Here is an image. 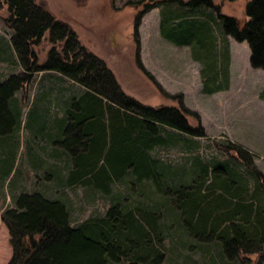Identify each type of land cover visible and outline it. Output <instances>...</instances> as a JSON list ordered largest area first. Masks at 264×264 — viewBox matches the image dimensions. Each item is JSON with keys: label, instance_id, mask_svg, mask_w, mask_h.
<instances>
[{"label": "trees", "instance_id": "16d2710c", "mask_svg": "<svg viewBox=\"0 0 264 264\" xmlns=\"http://www.w3.org/2000/svg\"><path fill=\"white\" fill-rule=\"evenodd\" d=\"M175 1L178 11L169 9L171 12L160 21V32L163 38L191 48L192 58L201 65L203 92L213 93L228 85L229 49H217L215 24L218 33L248 43L253 67L264 65V0L247 2L248 19L243 23L220 13L212 0H155V4L168 6ZM3 5L8 11L6 23L13 29L11 44L25 69L21 75L12 74L0 82V139L18 122L19 113L11 111L15 106L11 100L30 79L26 69L60 72L83 88L70 98V106H65L66 123L64 119L57 121L60 131L66 125L60 132V144L70 155L72 165L68 185H93L107 193L113 181L130 175L136 182L150 180L163 194L167 188L177 190L175 194L182 193L176 206L185 233L203 244L218 242L230 260L242 261L246 258L242 254L255 253L254 264L264 263V212L259 186L249 192L228 163H218L209 171L202 164L197 183L162 187L171 179L149 152L168 142L163 127L200 135L186 123L181 111L171 106H147L126 95L103 59L82 45L76 32L42 4L34 0H0ZM206 9L216 11L221 28L214 13ZM46 31L52 43L47 59L41 64L29 61L34 54L31 43L38 44ZM238 150L246 153L242 148ZM3 170L0 186L12 167L7 163ZM209 174L212 180L206 183ZM12 201L13 206L4 210L0 203V221L8 230L11 246V257L6 262L0 257V264L162 262L164 237L158 230L155 205L146 208L141 201L129 205L114 200L104 214L72 224L67 205L59 198L34 191L22 192Z\"/></svg>", "mask_w": 264, "mask_h": 264}, {"label": "rangeland", "instance_id": "374dc122", "mask_svg": "<svg viewBox=\"0 0 264 264\" xmlns=\"http://www.w3.org/2000/svg\"><path fill=\"white\" fill-rule=\"evenodd\" d=\"M34 1L68 24L79 42L103 59L126 95L147 106L178 108L191 129L200 134L163 127L168 142L154 146L149 152L171 179L162 187L190 186L197 183L202 164L209 171L215 164L228 163L247 184L249 192L259 186L264 212L261 184L264 185V65H251L246 41L218 33L215 22L219 28L221 23L216 11L206 9L215 15L217 49H229V79L226 89L205 93L201 65L192 58L191 48L163 38L160 32L163 16L172 7L178 11L176 1L168 6L155 4V0ZM212 1L220 13L240 23L248 19L245 10L249 0ZM137 15V34H134ZM7 17L6 6H0V82L12 74L21 75L25 69L11 44L13 29L6 23ZM51 45L46 31L38 44L31 43L34 54L29 56V61L43 63ZM26 72L30 73V79L11 100L15 105L11 111L19 113L18 122L0 139V173L7 163L12 167L8 179L0 186L2 210L13 206L14 196L39 191L65 202L72 224H78L88 217L104 214L114 200L129 205L141 201L146 208L157 207V226L164 237L161 264L255 263V253L242 254L246 257L242 261L230 260L223 255L218 242L203 244L185 233L176 206L182 193L175 194L177 190L167 188L163 194L154 189L150 180L136 182L130 175L113 181L107 193L93 185H68L72 165L70 155L60 144L63 140L60 132H64L66 125L60 131L57 121L64 119L66 123L64 109L70 106V98L83 88L54 70L26 69ZM239 148L246 153H240ZM205 178L206 183L212 180L210 174ZM0 257L4 262L11 257L9 233L2 221Z\"/></svg>", "mask_w": 264, "mask_h": 264}]
</instances>
